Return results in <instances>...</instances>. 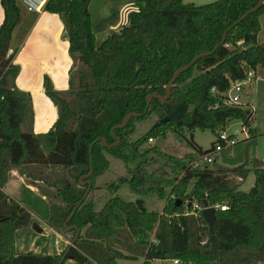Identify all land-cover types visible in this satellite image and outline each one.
Instances as JSON below:
<instances>
[{
  "label": "trees",
  "instance_id": "trees-1",
  "mask_svg": "<svg viewBox=\"0 0 264 264\" xmlns=\"http://www.w3.org/2000/svg\"><path fill=\"white\" fill-rule=\"evenodd\" d=\"M90 1L48 0L44 5L63 20L73 63L67 91L56 90L45 77L44 91L56 105L58 117L47 132L36 133L31 94L17 87L19 66L14 63L15 52H10L21 8L17 0H1L0 264H60L62 260L66 264L69 258L79 264H123L122 259L138 264H155V260L264 264V166L258 160L253 168L246 163L195 168L190 157L183 173L175 177L151 171L143 162L127 166L129 178L122 181L141 195L153 192L165 198L161 212L149 210L143 198L126 201L113 196L100 210L89 199L96 188L93 179L109 168L105 151L126 161L127 136L151 110L168 120L157 122L132 142L136 150L149 138L168 131L211 129L218 136L234 119L242 121L249 139L256 137L251 126L254 109L226 104L223 93L232 80L244 79L251 69L255 78L264 77V43L258 41L264 3L239 21L261 0H217L202 5L135 0L138 9L130 23L97 45ZM200 54L204 55L178 75L169 97L161 100L174 73ZM128 114L133 116L122 126ZM192 144L204 155L213 151L215 142L208 151ZM37 168L49 169L53 175ZM12 169L47 197L48 224L70 243L77 237L73 245L53 254L17 251L16 231L30 223L31 213L3 190ZM91 169L93 174L86 179L91 189L83 198L89 186L80 179ZM251 171L255 180L246 191L241 183ZM112 186L115 191L120 187ZM205 200L216 207L213 227L194 206H203ZM74 209L67 224L73 228L67 229L65 223Z\"/></svg>",
  "mask_w": 264,
  "mask_h": 264
},
{
  "label": "crops",
  "instance_id": "crops-1",
  "mask_svg": "<svg viewBox=\"0 0 264 264\" xmlns=\"http://www.w3.org/2000/svg\"><path fill=\"white\" fill-rule=\"evenodd\" d=\"M17 3L21 8V17L10 42V52H15L14 63L19 66L16 85L20 90L31 94L33 131L47 132L57 120L58 109L44 91V80L48 77L56 90L69 89L70 68L73 63L69 53L70 42L59 14L45 9L29 11L22 0H17ZM89 9L96 43L100 45L111 32L128 25L131 14L138 8L135 0H91ZM3 17L4 10L0 0V25ZM261 23L263 25L262 21ZM258 41L264 43L260 36ZM37 170L40 171L41 168ZM3 190L31 213L30 223L16 231L17 251L53 254L60 253L70 244L62 233L48 224L50 204L35 183L21 176L18 170L12 169ZM161 261L155 260L154 263ZM66 264L79 263L69 258Z\"/></svg>",
  "mask_w": 264,
  "mask_h": 264
},
{
  "label": "rangeland",
  "instance_id": "rangeland-1",
  "mask_svg": "<svg viewBox=\"0 0 264 264\" xmlns=\"http://www.w3.org/2000/svg\"><path fill=\"white\" fill-rule=\"evenodd\" d=\"M214 1L217 0H184L185 3H194L196 5ZM261 21L263 22V25L261 23L262 31L260 30L258 37L260 36V40L263 42L264 15L260 17ZM246 90L242 95V101L245 107H247L246 102L250 98L254 99L255 112L251 126L256 129L257 135L255 138L249 139L248 131L243 130L241 120L234 119L229 121L224 131L227 134H237L236 138L238 142L235 145L213 153L214 162L212 163H208L204 159L205 155L198 153L192 144L194 142L202 146L205 151L210 150L213 143L217 140V133L211 129L202 130L197 128L193 131L184 129L182 133L168 131L165 135L159 134L155 136L153 142H146L136 150L132 147L131 143L142 138L162 118L158 111L151 110L144 119L136 121L134 131L127 136L129 144L124 150L127 155L126 161L105 151V156L109 160V168L95 176L93 183L96 188L89 194V199L95 203V209L100 210L113 196H120L126 201H136L138 198H143L149 210L162 211L166 202L165 198L153 192L141 195L122 181L125 178H129L127 166L135 167L142 162L147 165L149 170L167 177H175L183 173L184 167L188 165L190 157L196 159L201 167L232 168L246 163L248 167L253 168L256 160L260 161L264 166V77H254L250 83L246 84ZM40 172L45 175H53L49 169L41 168ZM254 180L255 174L251 171L248 177L241 183V189L248 191L253 186ZM38 184L44 186L42 181H39ZM113 184L120 185L118 191H115L114 186H112ZM121 262L123 264L139 263V261H132L130 259H122ZM157 263L173 264L171 261Z\"/></svg>",
  "mask_w": 264,
  "mask_h": 264
},
{
  "label": "built area",
  "instance_id": "built-area-1",
  "mask_svg": "<svg viewBox=\"0 0 264 264\" xmlns=\"http://www.w3.org/2000/svg\"><path fill=\"white\" fill-rule=\"evenodd\" d=\"M48 0H22L25 8L29 11H41L42 9H44V5L46 4ZM255 72L254 70H250L248 71L246 77L244 79L241 80H235V81H231L230 87L229 89L224 92V102L228 105H232V104H244V102L242 101V95L245 93L246 90V84L250 83L251 80L254 78ZM246 104L248 105V107H250L251 109H254V99L250 98ZM243 130L246 131V129L243 128ZM237 134H227L225 131L221 132L218 136H217V140L215 141V144L213 146V151L212 152H208L206 154H204V159L208 162V163H212L214 162V158L212 157V154L218 151L223 150L224 148L228 147V146H232L235 145L238 141L236 138ZM154 138H149L148 142H153ZM191 165H193V167L197 168V167H201V165L199 164V162L196 159L192 160ZM196 208L200 209L202 211V209L204 208V205L201 206L199 204H195L194 205ZM220 208L222 210L226 209L225 205H221ZM174 264H178V260H174L173 262ZM93 264H99L97 262H94Z\"/></svg>",
  "mask_w": 264,
  "mask_h": 264
},
{
  "label": "water",
  "instance_id": "water-1",
  "mask_svg": "<svg viewBox=\"0 0 264 264\" xmlns=\"http://www.w3.org/2000/svg\"><path fill=\"white\" fill-rule=\"evenodd\" d=\"M262 3H264V0H261V1L259 2V4H258L256 7L250 9L249 11H247V12L241 17V19H240L239 21L245 19L250 13L255 12L256 10H258L259 7L262 5ZM226 34H227V33H225V34L223 35V41H225V39H226ZM217 46H218V45H217ZM203 55H204V54H200V55L194 57V59H193L188 65L181 67L180 69H178V70L174 73L173 78L171 79V81H170V82L167 84V86H166V93H167V94H166L165 96H159V98H160L161 100H166V99L169 97V95H170V87H171V85L173 84V82L176 80V78L178 77V75H179L181 72H183V71L189 69V68H190L192 65H194V63H195V62H196L201 56H203ZM152 96H155V94L149 95V96H148V100H150ZM145 112H147V109L145 110ZM135 115L137 116V115H141V114H135ZM131 116H133V114H128V115L126 116V118L124 119V121H123V123H122V126L126 124L127 120H128ZM166 120H168V116H166L165 118L161 119V121H166ZM102 139L104 140V138H102ZM104 141H105V140H104ZM104 143H105V142H104ZM90 149H92V145L90 146ZM91 160H92V156H91ZM92 174H93V169H91L90 172H89L87 175H84V176L81 177V179H80L81 184H83V185L88 184V186H89V187H88V190H87V192L85 193V195H84L83 198H86V197H87V195H88V193H89V191H90V189H91V185H92V183H91L90 180H86V179H87L88 177L92 176ZM78 204H79V203H78ZM203 205H204V208H203L202 211H201V212H202V215H203L205 221L207 222V224H208L210 227H213V224H214V221H215V218H216V207L209 205V203H208L206 200L204 201ZM74 212H75V209L72 211L71 215L68 217V219H67V221H66V223H65V227H66L67 229L73 228V226H70V227H69L67 224H68V222L70 221V219L72 218ZM78 232H80L79 229H78ZM76 238H77V237H76ZM76 238L74 239V241L76 240ZM74 241H73V242H74ZM73 242H71L70 244L73 245ZM62 261H63V260H62ZM62 261H61V263H62ZM61 263H60V264H61Z\"/></svg>",
  "mask_w": 264,
  "mask_h": 264
}]
</instances>
